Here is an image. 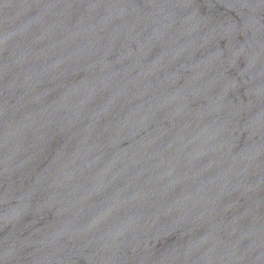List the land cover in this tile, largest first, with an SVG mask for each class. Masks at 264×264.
<instances>
[{"label": "water", "instance_id": "1", "mask_svg": "<svg viewBox=\"0 0 264 264\" xmlns=\"http://www.w3.org/2000/svg\"><path fill=\"white\" fill-rule=\"evenodd\" d=\"M0 264H264V0H0Z\"/></svg>", "mask_w": 264, "mask_h": 264}]
</instances>
